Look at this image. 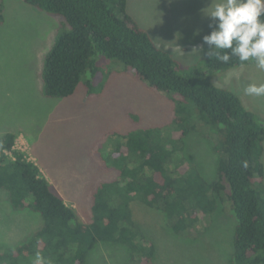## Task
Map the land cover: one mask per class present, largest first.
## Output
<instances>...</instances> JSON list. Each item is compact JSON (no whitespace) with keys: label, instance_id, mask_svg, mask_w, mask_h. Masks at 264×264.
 Returning a JSON list of instances; mask_svg holds the SVG:
<instances>
[{"label":"trees","instance_id":"obj_1","mask_svg":"<svg viewBox=\"0 0 264 264\" xmlns=\"http://www.w3.org/2000/svg\"><path fill=\"white\" fill-rule=\"evenodd\" d=\"M19 1L60 17L56 20L65 28L45 57L44 98H68L79 84L87 95L93 94L97 61L105 58L166 96L173 113L166 128H140L105 138L95 157L113 176L89 187V222L81 220L38 166L15 149L13 133L0 136V192L14 211L40 219L25 241L0 247V264H34L37 252L46 264H90L99 244L123 247L128 253L124 264H154L157 248L136 219L139 208L162 215L179 239L194 241L215 224L224 203L235 222L229 264H264V122L237 94L211 81L214 74L255 61L241 65L232 57L223 63L206 52L196 63L183 65L139 26L128 12V0ZM193 133L209 140L217 155L212 179L183 156L185 139ZM204 222L208 227L201 229Z\"/></svg>","mask_w":264,"mask_h":264},{"label":"rangeland","instance_id":"obj_2","mask_svg":"<svg viewBox=\"0 0 264 264\" xmlns=\"http://www.w3.org/2000/svg\"><path fill=\"white\" fill-rule=\"evenodd\" d=\"M216 2L219 0H213V5ZM0 4V136L13 133L15 149L38 166L81 220L89 222V187L113 176L100 166L95 151L111 133L168 127L173 105L124 71L121 64L105 58L97 61L99 73L92 80L93 94L87 95L79 84L68 98H44V61L65 29L61 18L19 0H0ZM211 4L212 0H128L127 9L159 48L183 65H192L211 51L203 43V37L215 26L205 12L208 8L211 11ZM211 81L237 94L244 107L264 122V96L244 91L249 84L264 83V71L255 62L214 74ZM185 145L183 156L193 161L205 178L212 179L217 162L212 143L193 133ZM261 160L264 164V152ZM227 212L224 203L215 224L194 241L176 237L164 224V217L150 209L139 208L136 219L157 248L154 264H229L235 222ZM39 223L34 213L14 211L6 194L0 192V247L25 241ZM202 225L201 229L208 227L206 222ZM127 257L119 245L99 244L89 263L124 264Z\"/></svg>","mask_w":264,"mask_h":264},{"label":"clouds","instance_id":"obj_3","mask_svg":"<svg viewBox=\"0 0 264 264\" xmlns=\"http://www.w3.org/2000/svg\"><path fill=\"white\" fill-rule=\"evenodd\" d=\"M210 8L205 12L215 26L203 37V43L211 49L208 55L223 63L232 57H237L241 65L255 61L264 71V0H219L214 5L212 0ZM244 91L250 96H264V83L249 84ZM34 264H46L39 252Z\"/></svg>","mask_w":264,"mask_h":264}]
</instances>
